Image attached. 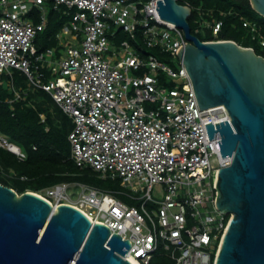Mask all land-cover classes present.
<instances>
[{"label": "built area", "instance_id": "1", "mask_svg": "<svg viewBox=\"0 0 264 264\" xmlns=\"http://www.w3.org/2000/svg\"><path fill=\"white\" fill-rule=\"evenodd\" d=\"M157 1L0 0V83L8 75L14 86L18 69L49 92L74 123L69 140L78 166L141 191L66 181L33 192L54 207L72 204L93 223L107 224L111 235L130 240L126 257L140 264L159 254L172 264H215L232 217L217 205L218 175L232 157L222 155V134L217 130L210 139L206 123L232 118L225 104L200 107L178 52L188 44L185 31L161 17ZM49 5L72 16L58 33L59 55L54 47L37 45ZM205 23L217 36L222 21ZM244 24L257 29L251 21ZM121 32L128 38L118 50L114 38ZM154 49L179 59V68ZM43 64L52 65L54 78ZM26 94L15 89L16 99ZM0 145L20 159L27 156L1 132ZM73 184L80 186L77 198L69 191ZM156 184L160 196L153 194Z\"/></svg>", "mask_w": 264, "mask_h": 264}, {"label": "water", "instance_id": "2", "mask_svg": "<svg viewBox=\"0 0 264 264\" xmlns=\"http://www.w3.org/2000/svg\"><path fill=\"white\" fill-rule=\"evenodd\" d=\"M264 15V0H252ZM161 17L185 31L180 58L200 107L225 104L232 120L206 123L230 164L218 175L217 205L232 213L215 264H264V56L233 39L202 40L192 32V7L158 0ZM131 242L79 208L54 207L45 197L21 194L0 182V264H134Z\"/></svg>", "mask_w": 264, "mask_h": 264}, {"label": "trees", "instance_id": "3", "mask_svg": "<svg viewBox=\"0 0 264 264\" xmlns=\"http://www.w3.org/2000/svg\"><path fill=\"white\" fill-rule=\"evenodd\" d=\"M192 7L189 16L192 32L202 40L233 39L245 47H253L257 54L264 56V15L253 5L252 0H178ZM48 24L37 37L40 49L48 46L56 48V55L63 47L58 33L62 31L72 16L64 10L48 6ZM74 12V10H73ZM37 17V13H34ZM222 21L217 36L213 28L207 26V34L201 37L195 29L197 22ZM253 22L257 29L245 25ZM243 37L256 40L254 46ZM242 38V39H241ZM151 52L160 54L157 50ZM47 77L51 69L42 65ZM13 73V85L0 83V132L21 147L26 158L20 159L16 153L0 145V182L13 187L18 193L40 189L59 182L82 181L104 189H113V181L98 180L90 168L81 169L71 158L69 134L74 127L72 119L56 103L52 95L43 88L31 85L28 77L19 70ZM8 78V76H7ZM4 79V78H3ZM15 89L26 90L25 98L16 99ZM88 169L89 171L86 172ZM24 176L25 178H22ZM172 261V260H171ZM150 264H171L166 256H155Z\"/></svg>", "mask_w": 264, "mask_h": 264}, {"label": "rangeland", "instance_id": "4", "mask_svg": "<svg viewBox=\"0 0 264 264\" xmlns=\"http://www.w3.org/2000/svg\"><path fill=\"white\" fill-rule=\"evenodd\" d=\"M49 13V12H48ZM66 25V24H65ZM195 29H196V32L201 36V37H205L206 34H207V23L205 22H197L195 24ZM125 38H128V35L124 32H121L116 38H114V41L116 43V48L119 50L121 49L120 46V43L125 39ZM242 39V38H241ZM244 41H248L250 44L256 46L257 45V42L255 39H253L252 37H250V39H247L245 37H243V39L241 40V42H244ZM154 53V52H153ZM160 57V59L162 61H165L167 62L168 64H170L171 66L175 67V68H179L180 64H179V59H175L174 57L170 56V55H158ZM44 66H47L49 67L48 65L44 64ZM52 67V65H51ZM49 67V69L52 70V68ZM16 72H17V78L19 79V70L18 69H14ZM8 75H4V79L2 80L1 84L5 85V86H8L9 85V82H8V78H7ZM51 78H54V75L52 74V71H51ZM29 80V79H28ZM164 83V81H162ZM169 87L172 86V83H168L167 84ZM72 146V145H71ZM72 154V147H71V150H70V155ZM85 168H90V167H85ZM85 168H81V169H85ZM88 172L89 170L86 169ZM90 170H92L93 174H95L94 176L91 174L90 177H92L93 179L94 178H97L98 180H104V181H107L108 179L112 180L113 181V184L115 185V188L116 189H126L134 194H140L141 191L139 189H137V191L135 189H131L130 187H125L122 183H121V179H112V178H108V179H104L102 178L101 174L97 171H94L92 168H90ZM137 185V184H136ZM46 189H43L42 192L43 193H46L45 192ZM71 195L74 197V198H77L79 193H80V186L78 184H73L70 189H69ZM20 194V193H19ZM153 194L154 195H157V196H160L162 194V189H161V186L159 184H156L155 185V188L153 190ZM127 200V199H126ZM170 262L171 264L173 263V261H171V259H169L168 257H166Z\"/></svg>", "mask_w": 264, "mask_h": 264}, {"label": "bare ground", "instance_id": "5", "mask_svg": "<svg viewBox=\"0 0 264 264\" xmlns=\"http://www.w3.org/2000/svg\"><path fill=\"white\" fill-rule=\"evenodd\" d=\"M223 107H221L222 109ZM134 264H140V262L138 260H136L135 258L131 257L129 258Z\"/></svg>", "mask_w": 264, "mask_h": 264}]
</instances>
